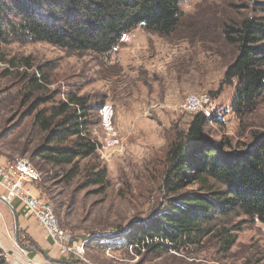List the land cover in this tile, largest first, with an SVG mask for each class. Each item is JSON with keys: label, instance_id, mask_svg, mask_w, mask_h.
Listing matches in <instances>:
<instances>
[{"label": "rangeland", "instance_id": "obj_1", "mask_svg": "<svg viewBox=\"0 0 264 264\" xmlns=\"http://www.w3.org/2000/svg\"><path fill=\"white\" fill-rule=\"evenodd\" d=\"M252 1L182 0L181 23L172 35L163 37L139 26L107 54L70 52L46 42L2 46L0 160L26 158L41 173L39 196L51 204L73 240L85 242L81 255L60 252L66 262L264 264V224L240 212L214 227H240L231 231L236 242L228 253L213 236L190 251H177L159 239L133 240L137 227L167 208L174 197L163 186L166 154L174 130L186 128L194 115L180 108L189 94L207 92L217 100L218 115L208 127L214 140L243 144L253 130H264V95L257 109L240 120L232 107L235 86L222 87L236 56L224 28L251 15ZM53 92L58 93L57 100L69 93L84 95L99 107L90 124L97 154L80 160L79 173L71 177L70 165L32 157L43 133L29 109L35 97ZM98 163L106 168L109 183L86 187L85 169Z\"/></svg>", "mask_w": 264, "mask_h": 264}, {"label": "trees", "instance_id": "obj_2", "mask_svg": "<svg viewBox=\"0 0 264 264\" xmlns=\"http://www.w3.org/2000/svg\"><path fill=\"white\" fill-rule=\"evenodd\" d=\"M181 1L0 0V53L3 45L14 41L46 42L70 52L107 54L139 26L170 36L181 23ZM251 11L223 31L225 39L235 46L236 56L225 72L222 87L235 86L232 107L240 120L257 109L258 99L264 95V0H253ZM31 83L37 84V79ZM57 95L35 97L30 106L29 113L34 114L43 133L32 157L56 166L70 165L71 177L78 172L80 160L97 154L98 143L90 134V124L92 112L99 107L84 95L69 93L60 100ZM210 122L197 113L186 128L174 130L163 182L168 195L174 197L168 199L167 208L137 227L133 240L137 236L148 242L158 238L177 251H190L213 236L228 253L236 242L231 231L240 227L230 230L222 225L216 230V222L240 212L264 224V130H253L248 141L234 144L226 138L214 140L208 130ZM84 178L86 187L103 188L109 183L107 170L100 163L87 167ZM0 264H9L1 249Z\"/></svg>", "mask_w": 264, "mask_h": 264}, {"label": "built area", "instance_id": "obj_3", "mask_svg": "<svg viewBox=\"0 0 264 264\" xmlns=\"http://www.w3.org/2000/svg\"><path fill=\"white\" fill-rule=\"evenodd\" d=\"M188 113H201L210 121L218 115L217 100L207 92L189 94L180 105ZM41 179V173L33 163L21 158L11 162L0 163V188L3 198L8 202L19 200L52 238L62 253H84L85 242L73 240V233L64 229L51 206L41 196L33 192L34 185ZM158 240V238H156ZM32 264H52L47 261H34Z\"/></svg>", "mask_w": 264, "mask_h": 264}, {"label": "crops", "instance_id": "obj_4", "mask_svg": "<svg viewBox=\"0 0 264 264\" xmlns=\"http://www.w3.org/2000/svg\"><path fill=\"white\" fill-rule=\"evenodd\" d=\"M0 163H6L1 161ZM33 192L39 195L37 184ZM0 249L9 264H72L61 255L54 241L19 200L8 202L0 188Z\"/></svg>", "mask_w": 264, "mask_h": 264}]
</instances>
